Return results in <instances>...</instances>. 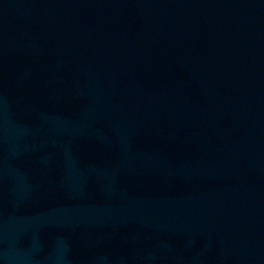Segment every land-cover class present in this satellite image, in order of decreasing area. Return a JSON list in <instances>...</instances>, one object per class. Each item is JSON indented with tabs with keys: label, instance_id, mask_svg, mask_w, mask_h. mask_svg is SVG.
Returning a JSON list of instances; mask_svg holds the SVG:
<instances>
[{
	"label": "water",
	"instance_id": "obj_1",
	"mask_svg": "<svg viewBox=\"0 0 264 264\" xmlns=\"http://www.w3.org/2000/svg\"><path fill=\"white\" fill-rule=\"evenodd\" d=\"M0 264H264V0H0Z\"/></svg>",
	"mask_w": 264,
	"mask_h": 264
}]
</instances>
